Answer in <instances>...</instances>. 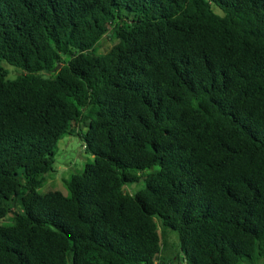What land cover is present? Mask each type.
<instances>
[{
  "label": "trees",
  "instance_id": "trees-1",
  "mask_svg": "<svg viewBox=\"0 0 264 264\" xmlns=\"http://www.w3.org/2000/svg\"><path fill=\"white\" fill-rule=\"evenodd\" d=\"M76 127L93 162L41 193ZM168 232L264 256V0H0V264H168Z\"/></svg>",
  "mask_w": 264,
  "mask_h": 264
},
{
  "label": "rangeland",
  "instance_id": "rangeland-1",
  "mask_svg": "<svg viewBox=\"0 0 264 264\" xmlns=\"http://www.w3.org/2000/svg\"><path fill=\"white\" fill-rule=\"evenodd\" d=\"M114 42L109 38H104L101 40V45L99 48L109 47L113 45ZM101 51V50H100ZM10 71V76L15 77L20 70L14 69L13 67H8ZM45 75H49L44 73ZM83 126V123H81ZM79 127H76L74 134L64 135L58 142L56 148L55 162L53 164V170L46 174V178L42 185L39 187L41 193H47L49 191L58 190L65 194L69 193L67 182L78 173H81L85 168L87 163L93 162V154L86 150L85 142L78 133ZM86 129V128H85ZM154 167L153 169L158 168ZM153 169H147L145 173L152 171ZM145 187V180L140 179V181L135 183H128L126 185V190L134 193L135 191ZM11 215L1 222L3 224H9L12 222ZM167 244L164 247L163 256L168 261V264H180L176 262L175 255L180 251L179 242L177 234L175 232H168L167 234ZM243 264H264V256L256 259L255 262L250 263L245 261Z\"/></svg>",
  "mask_w": 264,
  "mask_h": 264
},
{
  "label": "water",
  "instance_id": "water-1",
  "mask_svg": "<svg viewBox=\"0 0 264 264\" xmlns=\"http://www.w3.org/2000/svg\"><path fill=\"white\" fill-rule=\"evenodd\" d=\"M60 68H61V66H59V67H56V70H57V69H60Z\"/></svg>",
  "mask_w": 264,
  "mask_h": 264
},
{
  "label": "built area",
  "instance_id": "built-area-1",
  "mask_svg": "<svg viewBox=\"0 0 264 264\" xmlns=\"http://www.w3.org/2000/svg\"><path fill=\"white\" fill-rule=\"evenodd\" d=\"M155 264H159V263L156 262Z\"/></svg>",
  "mask_w": 264,
  "mask_h": 264
}]
</instances>
